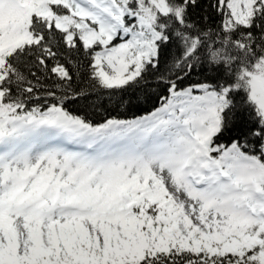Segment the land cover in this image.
Here are the masks:
<instances>
[{"label":"snow or ice","instance_id":"snow-or-ice-1","mask_svg":"<svg viewBox=\"0 0 264 264\" xmlns=\"http://www.w3.org/2000/svg\"><path fill=\"white\" fill-rule=\"evenodd\" d=\"M0 264H264V0H0Z\"/></svg>","mask_w":264,"mask_h":264}]
</instances>
